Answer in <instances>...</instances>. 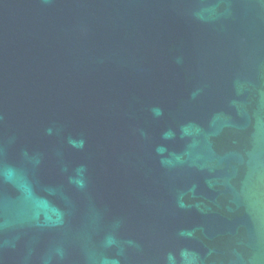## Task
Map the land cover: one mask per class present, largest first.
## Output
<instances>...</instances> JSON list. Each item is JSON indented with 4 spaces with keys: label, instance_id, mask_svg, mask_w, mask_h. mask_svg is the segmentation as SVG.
Segmentation results:
<instances>
[{
    "label": "water",
    "instance_id": "water-1",
    "mask_svg": "<svg viewBox=\"0 0 264 264\" xmlns=\"http://www.w3.org/2000/svg\"><path fill=\"white\" fill-rule=\"evenodd\" d=\"M0 264H264V0H0Z\"/></svg>",
    "mask_w": 264,
    "mask_h": 264
}]
</instances>
